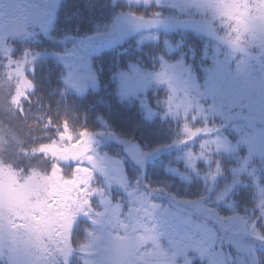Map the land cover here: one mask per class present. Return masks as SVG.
<instances>
[{"label": "snow or ice", "instance_id": "snow-or-ice-1", "mask_svg": "<svg viewBox=\"0 0 264 264\" xmlns=\"http://www.w3.org/2000/svg\"><path fill=\"white\" fill-rule=\"evenodd\" d=\"M0 264H264V0H0Z\"/></svg>", "mask_w": 264, "mask_h": 264}, {"label": "trees", "instance_id": "trees-1", "mask_svg": "<svg viewBox=\"0 0 264 264\" xmlns=\"http://www.w3.org/2000/svg\"><path fill=\"white\" fill-rule=\"evenodd\" d=\"M97 15H99V12L97 13ZM69 46H71V45H69ZM116 48H118V46ZM96 57L97 58H95V59L93 58V59L94 60H99V61H95L94 62V65H95V67L97 69L103 68L105 70V72L110 71L112 68H115V70L117 72L121 70L120 67H118L121 64H118L116 62L115 58L113 56H109L106 52H104V53H102V54H100L99 56H96ZM49 63H54V61H49ZM197 63H199V61H197ZM209 63H211V61H209ZM109 75H110L109 73L105 74V77L107 78L106 81H104V78H103L104 91L101 93L102 95H107L108 93L112 92L113 88L115 87V84L112 82L111 79H109V77H108ZM41 87H42V89H43V91L45 93L44 102L46 103L48 101H51L52 102V107H53V112H55L56 111L55 98L48 95L49 89H48L47 84H42ZM161 98H163V93H161ZM60 111L63 114V108L62 107H61ZM37 114H38V110L35 107H33V111H32V114L29 116L28 123L31 124L34 129L36 128V125H35L32 117L37 115ZM75 114L76 113H75L74 110L69 111L67 113V118L69 120V125H70V127H75L76 129H80L83 126L84 121L81 118V120L79 122L74 123L73 116ZM116 120H117V124L118 125H121L123 123L119 118H116ZM11 126L16 131H18L21 135H24V134L27 133V129L23 126V123L20 122V121H15V123H13ZM123 126H127V125H123ZM88 127L90 128V130L93 127V125L91 123V120H89V122H88ZM108 150H110V153L113 154L114 156H116V154L120 152V149H119L118 146H113L111 148H108ZM116 158H121V157L116 156ZM82 238L83 237L81 236L80 239H82Z\"/></svg>", "mask_w": 264, "mask_h": 264}, {"label": "rangeland", "instance_id": "rangeland-1", "mask_svg": "<svg viewBox=\"0 0 264 264\" xmlns=\"http://www.w3.org/2000/svg\"><path fill=\"white\" fill-rule=\"evenodd\" d=\"M29 2L33 3V4H39V3H41V0H29ZM117 46H118V48H116ZM130 47H131L130 45H128L127 47L121 46V45H107V46L103 47L102 49L93 53V56L91 57V62L94 64L95 61H99V60H94L95 58H97L96 56H99L100 54L106 52L109 56H113L118 64H121L118 66L121 69L120 71H124L126 69L125 64L129 61V57L125 53L127 52L128 48H130ZM115 72H117L115 70V68H112L108 72H105V70L103 69V77L102 78H104V81H106L107 78L105 77V74L109 73L110 75L108 77H109V79H111L112 75ZM201 83H202V81H201ZM13 123H15V122H13ZM104 151L108 152V154L110 156H114L113 154L110 153V150H108V148L104 149ZM196 151H198V149H196Z\"/></svg>", "mask_w": 264, "mask_h": 264}]
</instances>
